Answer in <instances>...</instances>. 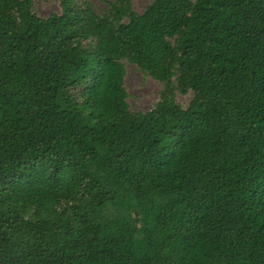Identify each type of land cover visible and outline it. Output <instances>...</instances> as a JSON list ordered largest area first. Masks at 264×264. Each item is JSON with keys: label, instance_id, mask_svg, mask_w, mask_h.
Segmentation results:
<instances>
[{"label": "trees", "instance_id": "obj_1", "mask_svg": "<svg viewBox=\"0 0 264 264\" xmlns=\"http://www.w3.org/2000/svg\"><path fill=\"white\" fill-rule=\"evenodd\" d=\"M34 1L0 0V264H264V0Z\"/></svg>", "mask_w": 264, "mask_h": 264}, {"label": "rangeland", "instance_id": "obj_2", "mask_svg": "<svg viewBox=\"0 0 264 264\" xmlns=\"http://www.w3.org/2000/svg\"><path fill=\"white\" fill-rule=\"evenodd\" d=\"M79 2V0H77ZM151 0H131L132 8L137 13H142ZM95 12L103 13L105 5L103 0H89ZM34 10L39 17L46 18L50 14L59 13V0H35ZM126 75L124 78L125 89L128 93L127 103L133 112L149 111L158 100L161 84L152 78L143 75L135 66L125 62ZM192 98L189 93L178 96L182 107H186Z\"/></svg>", "mask_w": 264, "mask_h": 264}]
</instances>
